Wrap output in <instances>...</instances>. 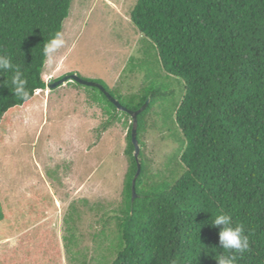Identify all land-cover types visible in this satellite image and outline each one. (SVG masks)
Returning a JSON list of instances; mask_svg holds the SVG:
<instances>
[{"label": "trees", "instance_id": "trees-1", "mask_svg": "<svg viewBox=\"0 0 264 264\" xmlns=\"http://www.w3.org/2000/svg\"><path fill=\"white\" fill-rule=\"evenodd\" d=\"M71 4L0 0V54L25 72L31 95L27 102L14 96L13 73H0V85L8 81V89L0 87V123L48 87L42 78L43 46L62 32ZM131 19L157 46L164 71L185 83L184 97L175 105V124L176 136L186 144L170 153L166 171L174 173L172 179L158 181L142 136L151 106L172 101L174 90L149 85L124 104L104 83L94 81L103 87L111 109L118 106L106 92L128 111L139 112L137 158L135 117L122 110L133 118L125 151L130 163L125 209L101 219L103 227L117 221L120 245L112 264H217L220 255L234 254L219 247L220 229L211 226L220 213L231 215L233 226L243 225L249 238V250L235 254L236 264H264V0H137ZM106 112L110 125L117 117ZM4 217L0 203V221ZM36 229L24 241L30 244ZM48 242L40 239L36 244L46 254L37 261L39 252L32 264L58 261V243ZM24 261L16 254H0V264Z\"/></svg>", "mask_w": 264, "mask_h": 264}, {"label": "rangeland", "instance_id": "rangeland-1", "mask_svg": "<svg viewBox=\"0 0 264 264\" xmlns=\"http://www.w3.org/2000/svg\"><path fill=\"white\" fill-rule=\"evenodd\" d=\"M136 3L72 0L62 29L65 46L51 68L44 66L42 78L49 86L72 74L100 81L124 104L149 85L173 89L172 101L151 106L142 136L154 178L172 179L174 173L166 171L170 153L186 144L176 136L175 124V105L184 97L185 83L164 71L157 46L133 23ZM101 91L68 81L38 92L31 103L2 119L1 253L32 264L39 252L37 261L46 254L36 246L43 239L49 246L59 245L60 256L53 264H112L116 259L117 221L103 227L101 219L126 206L130 163L125 151L133 118L111 109ZM106 110L117 117L110 125ZM175 165L178 168V162ZM35 229L32 242L24 241Z\"/></svg>", "mask_w": 264, "mask_h": 264}, {"label": "clouds", "instance_id": "clouds-1", "mask_svg": "<svg viewBox=\"0 0 264 264\" xmlns=\"http://www.w3.org/2000/svg\"><path fill=\"white\" fill-rule=\"evenodd\" d=\"M65 43L63 33L59 31L56 32L50 40L44 43V64L47 68L53 66L55 63V54L59 49L65 46ZM6 71H11L13 73L10 81L12 94L27 102L31 98V95L28 90V79L25 72L22 71L19 66L14 65L12 59L8 55L0 54V73ZM0 87L8 89V81L6 80ZM147 102L149 103V100ZM128 112L132 116L134 115L133 112ZM211 226L220 229L218 233L219 247L229 253H234L230 255H220L218 258H215L217 264H236L237 256L235 254H243L248 251L250 247L249 238L245 235L243 225L233 226L231 215L220 213L212 220Z\"/></svg>", "mask_w": 264, "mask_h": 264}, {"label": "water", "instance_id": "water-1", "mask_svg": "<svg viewBox=\"0 0 264 264\" xmlns=\"http://www.w3.org/2000/svg\"><path fill=\"white\" fill-rule=\"evenodd\" d=\"M68 81H77L78 83H81V84H84V85H89V86H96L100 89H103V87L97 83H94V82H88V81H85L83 80L82 78H80L78 75H75V74H72L70 76H66L64 78H62L61 80H59L58 82H55L53 85L49 86L51 87L52 89L58 85H61L65 82H68ZM110 97V95H109ZM112 101L118 106L119 109L121 110H124V111H127L126 108L122 107L120 105V103L118 101H116L115 99H113L111 97ZM148 105V102L145 103V105L142 107V109H145L146 106ZM139 112H136L134 114V128H133V132H132V135H133V141H134V144H135V156L138 158L139 156V153H140V150H139V146H138V143L136 141V116ZM140 174V169L138 170V173H137V176ZM136 180V179H135ZM135 180L133 181V184H135ZM136 197V194H135V188L133 187V199Z\"/></svg>", "mask_w": 264, "mask_h": 264}]
</instances>
